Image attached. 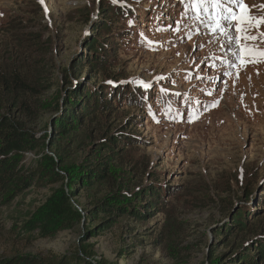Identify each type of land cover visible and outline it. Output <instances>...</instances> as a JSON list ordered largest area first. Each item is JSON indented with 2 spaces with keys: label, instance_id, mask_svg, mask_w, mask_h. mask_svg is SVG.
Returning <instances> with one entry per match:
<instances>
[{
  "label": "rangeland",
  "instance_id": "1",
  "mask_svg": "<svg viewBox=\"0 0 264 264\" xmlns=\"http://www.w3.org/2000/svg\"><path fill=\"white\" fill-rule=\"evenodd\" d=\"M242 3L253 17L264 16V0ZM186 4L190 0H0V72H17L33 88L24 96L32 114L6 107L0 114L26 123L42 140L22 163L48 150L43 140L65 113L59 108L64 96L77 87L98 94L88 101L93 120L59 140L68 168L90 160L99 128L136 134L133 142L116 144L121 155L106 181L89 186L66 178L0 201V257H85L88 248L93 264H239L255 253L253 240L264 235V58L246 63L250 58L242 54L237 62L236 42L215 28L213 16L222 17L224 9L197 13ZM262 33L264 24L252 27L258 39L246 43L264 49ZM93 35L101 37V57L86 49ZM94 60L101 64L95 73L87 65ZM140 91L148 100L139 99ZM99 97L103 101L95 102ZM153 186L165 191L144 219L130 213L108 226L107 214L98 212L97 204L111 195L143 211L142 194ZM61 187L80 219L49 237L28 233V222ZM241 211L248 229L233 232L231 221ZM222 228H230L228 235Z\"/></svg>",
  "mask_w": 264,
  "mask_h": 264
},
{
  "label": "trees",
  "instance_id": "2",
  "mask_svg": "<svg viewBox=\"0 0 264 264\" xmlns=\"http://www.w3.org/2000/svg\"><path fill=\"white\" fill-rule=\"evenodd\" d=\"M104 6L105 4L102 5V7ZM129 15L136 20L139 18L137 13H130ZM106 28L107 25L104 24L98 27L97 31L101 32ZM97 41H101V37L93 35L86 38V49L93 55L101 57L102 54L99 51H103L104 46L98 45ZM84 64L85 62L83 64L79 63L78 67ZM87 65L89 71L95 73L98 71L97 66L101 64L98 60H94ZM77 88L64 96L63 105L59 108L61 111L64 109L65 113L63 112L62 117L52 121L51 132L43 140V143L47 141L48 150L37 154L38 156L29 165L22 163L23 154L40 149L42 140L37 137L35 130L31 127L29 128L26 123L17 122L14 117L7 115L8 113L0 114V201L10 196L14 197L17 191H22L34 185L40 188L50 184L62 183L66 178L72 184L76 182L89 186L106 181L109 178L115 160L121 155L116 150V144H126L136 139V134L124 131V127L114 129L113 132H111L112 129L108 125L106 128L101 127L99 128L100 138L96 143L97 146L94 147L90 160L84 164L75 165L74 168H68L65 164L61 146H59V140L70 133L72 134L78 125L85 124L88 119L90 121L93 120V117L90 118V116L95 109L89 108L88 101H92L90 96H93L94 92L98 94L96 91L92 93L93 90H88L87 87ZM32 89L31 84L19 73L13 72L7 76L0 72V112L6 107L4 109L9 112L18 111L24 116L32 114L31 103L24 100V96L29 94ZM139 93L138 97L142 102L148 100V96L145 93L142 91ZM128 97L132 99L133 96L131 94ZM98 99L103 101L99 97L95 102ZM123 137L128 138V142ZM153 184L156 185L157 183L153 182ZM164 191V188L162 191L158 190L157 186L145 190L142 194L141 203L147 201V207H143V211L140 208L132 210L134 205L132 202L122 203L120 198H115L111 195L109 197L111 200L106 199L97 204L98 212L107 214L105 222L108 226H111L121 215H130V213L135 218L144 219L141 214L147 216L157 209L159 197ZM251 196L252 194H249L248 198ZM104 204H108V206L105 207ZM110 214L113 215L109 217ZM76 219H80V214L72 205L70 195L61 187L55 198L50 199L45 209L41 210L26 226L29 229L28 233H34L38 230L41 236L49 237L58 231L69 229ZM246 223L244 212H238L231 221V231H246L248 229ZM229 231L230 228L225 230L227 235ZM253 248L255 253L241 256L238 261L239 264L242 262L243 264L256 262L264 264V235H257L254 238ZM83 252L87 254L85 257H82L79 254L80 252L68 257H61L54 253L41 257L14 253L9 256H1L0 264H93L87 259V256H91L88 248H84ZM232 261L230 260L231 263L228 262L227 264H234ZM99 264H106V262L102 261Z\"/></svg>",
  "mask_w": 264,
  "mask_h": 264
},
{
  "label": "snow or ice",
  "instance_id": "3",
  "mask_svg": "<svg viewBox=\"0 0 264 264\" xmlns=\"http://www.w3.org/2000/svg\"><path fill=\"white\" fill-rule=\"evenodd\" d=\"M41 3H43V0H41ZM233 4L235 8L230 6ZM189 6L195 9L197 13L201 10L208 12L210 9H224L225 14L222 17L213 16L215 28H219L228 37L230 44L232 41L236 42L237 50L233 54L237 62L241 61L242 54L250 58L245 61L246 63H258L260 58H264V49H260L255 44L248 45L246 43L249 40L256 41L258 39V37L250 35V30L252 27L259 28L261 24H264V16L253 17L248 7L243 5L242 0H228L227 5L223 3V0H190V4H186L185 7ZM45 11L47 12L46 7ZM221 18L228 23L222 25L220 23ZM229 29H234L237 35H229ZM260 38H264V33L261 34ZM241 41L245 43L242 44Z\"/></svg>",
  "mask_w": 264,
  "mask_h": 264
}]
</instances>
